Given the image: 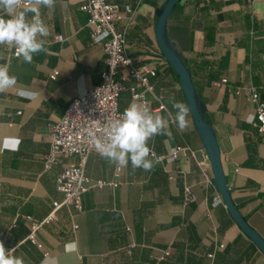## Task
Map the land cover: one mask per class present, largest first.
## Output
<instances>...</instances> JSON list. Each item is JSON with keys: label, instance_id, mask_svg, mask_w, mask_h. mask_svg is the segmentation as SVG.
<instances>
[{"label": "crops", "instance_id": "obj_1", "mask_svg": "<svg viewBox=\"0 0 264 264\" xmlns=\"http://www.w3.org/2000/svg\"><path fill=\"white\" fill-rule=\"evenodd\" d=\"M84 1L56 0L54 9H40L50 33L48 51L35 55L33 63L0 46V64L18 77L16 88L0 93V241L26 264H41L48 256L59 264H264V254L234 222L215 186L203 184V172L213 180L211 164L190 113L186 130L176 126L169 97L187 101L155 38L166 0H107L123 15L116 28L125 33L133 65L156 69L148 78L152 91L126 78L125 66H119L116 78H126L120 111L133 102L142 105L132 97L140 93L154 114L168 120L171 139L149 141L159 163L147 172L133 170L130 163L118 168L90 153L85 174L105 184L82 195L81 211L62 206L43 222L52 203L63 197L56 175L77 160L61 159L44 170L50 125L75 96L99 84L103 67L102 49L91 41L87 14L80 10ZM162 35L189 72L200 114L214 132L230 198L264 240V132L254 126L253 105L232 92L250 85L264 102V0H180ZM221 79L226 83L215 86ZM21 87L35 97L21 98ZM178 145L190 146L194 156L171 158L170 150ZM216 196L221 203H213ZM32 224H39L34 240L41 249L29 238ZM165 249L169 255L160 259Z\"/></svg>", "mask_w": 264, "mask_h": 264}, {"label": "built area", "instance_id": "obj_2", "mask_svg": "<svg viewBox=\"0 0 264 264\" xmlns=\"http://www.w3.org/2000/svg\"><path fill=\"white\" fill-rule=\"evenodd\" d=\"M24 6L25 4L22 3L20 7ZM80 10L87 14V27L91 41L102 49L103 67L99 74V84L93 85L84 93L75 96L65 109L64 114L50 125L49 149L44 156V170H49L61 159L76 157L77 160L63 165L56 175L55 187L63 197L61 201L52 203V211L43 222L51 220L54 212L62 206L73 207L77 211H81L82 195L91 187H102L105 184L101 181H91L84 171L87 156L90 153H97L93 139L94 137L103 138L105 124L122 116L123 112L118 108V97L126 89L124 80L126 78L136 79L146 90L152 91L153 88L149 84L148 78L156 75L154 67L147 64L135 67L133 60L126 55L125 33L116 28V23L123 17L117 5L111 4L107 0H85L80 5ZM125 12L130 13L131 9L125 7ZM55 39L63 41L61 35H56ZM8 47L10 55L17 57L15 49L11 46ZM121 65L126 67L127 74L126 78L119 80L116 78V74ZM56 74L57 72L53 71L51 77H55ZM225 83L226 80L221 79L214 85ZM131 90L133 91L134 88ZM232 92L236 95L242 94L253 105L254 126L259 132H264V102L260 99L258 91L249 85L236 88ZM132 97L141 99L142 105L145 102L143 94L134 93ZM159 108L162 109L163 105L160 104ZM187 155L194 156V151L188 145L175 146L169 152V156L173 159ZM202 156L204 159H208L204 152H202ZM199 164L201 165L202 162ZM202 171L204 170L202 169ZM202 176L203 184L206 187H214L213 180L209 175L203 172ZM184 191L188 199L189 187L186 186ZM213 203H221L220 198L214 197ZM38 227L39 224L31 225L29 238L41 249V245L34 240V233ZM221 247L220 244L219 248ZM168 255L169 251L165 249L162 251L160 259ZM208 256L211 257L212 254Z\"/></svg>", "mask_w": 264, "mask_h": 264}, {"label": "clouds", "instance_id": "obj_3", "mask_svg": "<svg viewBox=\"0 0 264 264\" xmlns=\"http://www.w3.org/2000/svg\"><path fill=\"white\" fill-rule=\"evenodd\" d=\"M164 0H161L163 3ZM24 3L22 11H17ZM56 0H0V46H11L15 55L22 62L31 64L35 55L48 51L46 38L49 28L40 16V9H54ZM32 16L29 18L28 14ZM18 77L10 74L9 67L0 64V93L16 88ZM17 94L24 99H32L36 93L24 87ZM175 110V123L180 131L186 130L191 106L183 101L169 97L168 101ZM156 136L171 139L168 120L154 114L148 102L143 105L135 102L129 104L119 119L109 121L103 128V138L94 137L96 152L118 168H126L129 163L133 170L152 171L158 158L149 146V141ZM151 157V158H150ZM15 249H6L0 241V264H26L22 256L14 255ZM41 264H59L56 257H45Z\"/></svg>", "mask_w": 264, "mask_h": 264}, {"label": "water", "instance_id": "obj_4", "mask_svg": "<svg viewBox=\"0 0 264 264\" xmlns=\"http://www.w3.org/2000/svg\"><path fill=\"white\" fill-rule=\"evenodd\" d=\"M180 0H166L163 9L160 12L157 23L155 25V38L158 48L166 60L169 67L175 73L180 81L181 88L185 94L187 103L191 106V118L198 130L202 142L206 148L207 155L211 164V171L213 175V184L220 194L222 201L226 205L228 213L234 220V222L239 226V228L256 244L260 251L264 254V240L258 235V233L250 228L243 217L240 215L238 209L233 204L229 191L227 189L225 178L222 173L220 165V157L218 147L216 145L214 132L210 125H208L202 118L198 106L195 100L194 85L192 83L191 77L188 70L182 64L181 59L175 54V52L170 49V47L165 43L162 35V29L164 27L165 21L170 14L173 7Z\"/></svg>", "mask_w": 264, "mask_h": 264}, {"label": "trees", "instance_id": "obj_5", "mask_svg": "<svg viewBox=\"0 0 264 264\" xmlns=\"http://www.w3.org/2000/svg\"><path fill=\"white\" fill-rule=\"evenodd\" d=\"M172 71V69H170ZM173 72V71H172ZM174 73V72H173Z\"/></svg>", "mask_w": 264, "mask_h": 264}]
</instances>
